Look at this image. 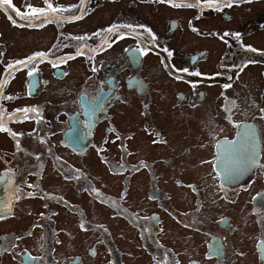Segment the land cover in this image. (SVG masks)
I'll return each instance as SVG.
<instances>
[{
	"label": "flooded vegetation",
	"instance_id": "obj_1",
	"mask_svg": "<svg viewBox=\"0 0 264 264\" xmlns=\"http://www.w3.org/2000/svg\"><path fill=\"white\" fill-rule=\"evenodd\" d=\"M50 2L59 11L45 0L0 6V264H264V58L253 50L264 0ZM152 13L163 16L159 25ZM210 15L241 21L208 36L200 22ZM184 34L218 42V57L176 46ZM18 109L36 111L23 119ZM179 110L185 120L197 116L198 143L174 157L150 152L169 144L153 115ZM243 127L259 142L257 160L249 145L226 157L235 149L224 141ZM244 168L254 173L240 214L206 213L204 177L222 192L220 205H233ZM95 205L122 229L105 218V238L85 245Z\"/></svg>",
	"mask_w": 264,
	"mask_h": 264
},
{
	"label": "rangeland",
	"instance_id": "obj_2",
	"mask_svg": "<svg viewBox=\"0 0 264 264\" xmlns=\"http://www.w3.org/2000/svg\"><path fill=\"white\" fill-rule=\"evenodd\" d=\"M194 6L197 7V4H194ZM259 13L260 12L255 13L254 15L255 18L253 20H257V21L260 20ZM152 16H153L154 22L159 25L163 16L159 14H154V13H152ZM240 21H241V15L237 17L235 23L233 22L231 24H224L219 16L210 15L207 19H204L202 22H200V25L205 27L203 29H206L208 36L212 34L223 36L226 33L229 34L231 28H236L233 26H235L236 24H239ZM201 26H199L198 28H201ZM253 39L256 40L253 43V50L255 53V57L264 58V32H259L257 36L253 37ZM208 40L201 39V38H194L193 35L189 36V35L184 34V35H180L177 37V41L175 44L176 46H180V47H182V45L187 46L188 51L198 50V49L200 50L212 49L213 50L211 53L212 57L216 55L218 57V51H217L218 42L213 41L211 39H208ZM211 61H214V58H212ZM210 67L213 68L212 63ZM137 113L138 112L134 114V120H133L134 122L138 120ZM183 113H184L183 110H179L175 112L176 118L173 117V114L171 111H169L167 115L165 116L164 114H157V113L153 115L152 122H154L160 130H162L165 134L168 135L169 144L166 146L160 147V148L151 149V151L148 149L147 151H150L152 153L161 151V154L163 156L174 157L175 156L174 154L179 155L182 152V150L188 145H196L198 143V137L201 133L200 122L197 121V116H195L192 119L185 120V118L181 116ZM121 119H120V122H121ZM124 121L128 122V119H124ZM193 122L195 123L190 125ZM141 124L142 122L138 123L139 129H141ZM145 137L146 136L142 133L141 135L142 141L146 140ZM200 155H202V153L196 151L195 153H193L192 156H190V158L186 160V163L189 166L196 164L198 162V159L195 156H200ZM98 160H99L98 157L96 158L94 157V162L97 163ZM160 167H161L160 171L165 175V179H169L170 176H173V174L171 173V170L164 169L163 166H160ZM194 172L197 173L198 170L196 169L194 170ZM208 177H209L208 175L204 177V188L201 190V194H200L201 196L205 197L208 203L206 213L209 211V213L213 214L215 210L218 214L216 215L214 214V217L219 216V215L223 216L225 214V211L228 212L229 214H232V213L236 214V211H238L240 214V211L246 205V200H245L246 198L245 196L247 193L246 188L250 190V187L253 184V182L252 181L249 182L245 178L240 180L239 185H238L240 187L237 189V197H236L238 198V202L233 205H232V202L230 203L224 202L222 203V205H220V199H222V196H221L222 192L219 190H216L213 186H209L207 184ZM192 179H194V176H192V174L191 176L188 175L187 181H192ZM250 179L251 178L249 177V180ZM165 186H167V188L173 191L175 202L178 204H181V200H179L180 195H181L180 191L176 189L171 182H166ZM95 207L96 208L89 206L88 208V211H91V216H93L92 219L94 220L95 224L93 227H90L88 231H85L82 234L86 236L87 238V240L83 242L85 245H91V240H93V238L99 237L102 240L105 238L106 236L105 233H104V236L102 237L103 232L100 231L101 229H104L105 232L107 231L104 228L105 218L108 221V223H110L111 226L116 230L117 234H119V232H121V229H122V227H120V224H119V219L116 220V222L111 220V217L113 216L111 215L112 213H109V215L104 216L105 211L98 208L97 205H95ZM68 222H69L68 220L64 221V223H68ZM110 234L113 238L114 234L112 233ZM80 235L81 233H78L73 236L74 245H81L80 241L76 240L79 237L80 239L82 238ZM167 241L172 242V236L169 235L167 237ZM121 242L122 244L124 243L122 240ZM124 245H132V244L130 242H127Z\"/></svg>",
	"mask_w": 264,
	"mask_h": 264
},
{
	"label": "water",
	"instance_id": "obj_3",
	"mask_svg": "<svg viewBox=\"0 0 264 264\" xmlns=\"http://www.w3.org/2000/svg\"><path fill=\"white\" fill-rule=\"evenodd\" d=\"M250 132V129H246V128H242L241 132L239 133L238 137L234 140V141H224V147L230 148V149H235L234 151L228 153L226 155L227 158H232L234 157L238 152L243 151V149L249 145V152L251 154H253V156L256 158V160L259 158V142L257 140L256 137L252 136V135H248ZM249 137V139L254 140V142L245 144V141L247 140V138ZM222 176L224 178V181H231L230 180V171L228 168H226L223 164H222Z\"/></svg>",
	"mask_w": 264,
	"mask_h": 264
},
{
	"label": "snow or ice",
	"instance_id": "obj_4",
	"mask_svg": "<svg viewBox=\"0 0 264 264\" xmlns=\"http://www.w3.org/2000/svg\"><path fill=\"white\" fill-rule=\"evenodd\" d=\"M45 2L47 3L48 9H50L51 12L55 13V12L59 11V9L54 8L52 6V3L50 2V0H45ZM81 2L83 3L84 0H81ZM0 6H8L9 8H11L12 7L11 0H0ZM175 6L180 7L181 5L177 4ZM188 6H191V5H188ZM35 11L36 10L33 9V12H35ZM39 11L42 14L44 13V10L43 9H40ZM82 12H83V10H81V13ZM17 14L19 15V13H17ZM22 18L25 19V20H27V17L26 16L25 17H22ZM80 18H81V16H73L71 19L72 20H77V19H80ZM44 20L46 22H52V19L50 17H48L46 14L44 15ZM27 22L28 23H31L30 20H28ZM13 23L15 24V21H13ZM106 31H108V32L111 33L113 31V29L112 28H109ZM225 35H228V34L226 33ZM74 39H82V38L81 37H75ZM36 55L37 56H43L44 54L43 53H37ZM169 55H171V53H169ZM29 59H33V58H29ZM16 63L17 64H26L25 61H17ZM28 75L31 76L32 75V72H29ZM2 91H3V84H0V92H2ZM6 99H12V98L11 97H6ZM20 111H23L25 113V116L23 117V119H27L28 118V115L27 114L29 112H35L36 110L35 109H23V110H19L18 109L17 110V112H20ZM3 130H4V128H3V121H2V119H0V131H3Z\"/></svg>",
	"mask_w": 264,
	"mask_h": 264
},
{
	"label": "bare ground",
	"instance_id": "obj_5",
	"mask_svg": "<svg viewBox=\"0 0 264 264\" xmlns=\"http://www.w3.org/2000/svg\"><path fill=\"white\" fill-rule=\"evenodd\" d=\"M256 162V161H255ZM254 162V163H255ZM254 173V168H244L241 169L239 174L237 175V178H239V181L242 180L243 178H248L251 177ZM236 180V179H235ZM234 181V180H233Z\"/></svg>",
	"mask_w": 264,
	"mask_h": 264
}]
</instances>
